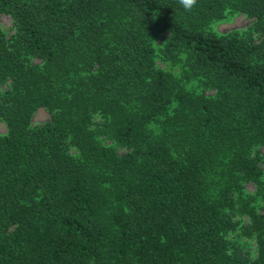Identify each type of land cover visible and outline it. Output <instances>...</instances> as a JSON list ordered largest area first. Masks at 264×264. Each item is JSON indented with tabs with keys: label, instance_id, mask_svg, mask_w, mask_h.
Returning a JSON list of instances; mask_svg holds the SVG:
<instances>
[{
	"label": "trees",
	"instance_id": "obj_1",
	"mask_svg": "<svg viewBox=\"0 0 264 264\" xmlns=\"http://www.w3.org/2000/svg\"><path fill=\"white\" fill-rule=\"evenodd\" d=\"M224 12L249 32L208 29ZM0 13V264H264V0Z\"/></svg>",
	"mask_w": 264,
	"mask_h": 264
},
{
	"label": "rangeland",
	"instance_id": "obj_2",
	"mask_svg": "<svg viewBox=\"0 0 264 264\" xmlns=\"http://www.w3.org/2000/svg\"><path fill=\"white\" fill-rule=\"evenodd\" d=\"M252 22H253V18L247 16L242 12H224L222 18L211 21L207 25V28L217 34L238 32L244 35V33L246 34L249 32ZM0 29L4 32L6 37L10 36L13 33L11 18L4 13H0ZM165 36L166 33L159 34L153 41V45L160 46L163 43ZM34 62H37V60H34ZM155 63L158 67L169 72L172 75L178 74L179 71L178 67L176 65L171 64L167 60L165 62H160L159 60H156ZM185 85L186 87L189 88V86H193L195 84L194 82H189V83H185ZM5 88H6L5 86H0V91L5 90ZM47 119H48V113L43 108L39 107L33 113L31 121L33 124H40ZM4 131H5V126L0 121V133H3ZM256 153L259 158L258 166L264 178V147H258L256 149ZM243 189L247 192H252L253 186L252 184L247 183L243 186ZM244 240L248 242L249 247L252 249L253 242L251 240L249 241V239L247 238H245Z\"/></svg>",
	"mask_w": 264,
	"mask_h": 264
},
{
	"label": "clouds",
	"instance_id": "obj_3",
	"mask_svg": "<svg viewBox=\"0 0 264 264\" xmlns=\"http://www.w3.org/2000/svg\"><path fill=\"white\" fill-rule=\"evenodd\" d=\"M179 3L181 4V6L184 8L185 11H191L192 8H194L197 5L198 0H179Z\"/></svg>",
	"mask_w": 264,
	"mask_h": 264
}]
</instances>
